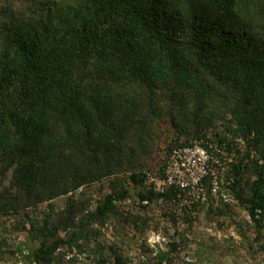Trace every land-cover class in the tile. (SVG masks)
<instances>
[{
  "label": "trees",
  "instance_id": "16d2710c",
  "mask_svg": "<svg viewBox=\"0 0 264 264\" xmlns=\"http://www.w3.org/2000/svg\"><path fill=\"white\" fill-rule=\"evenodd\" d=\"M162 114L183 124L190 140L173 145L157 173L130 172L134 184L147 180L138 207L158 204L176 217L230 206L233 201L210 196L186 205L185 191L153 189L175 148L195 142L222 147L225 136L209 140L203 130L214 116L229 114L228 122L262 153V162H255L243 196L237 180L228 182L240 173L242 160L228 163L220 154L226 166L221 189L247 204L259 243L264 0H0V158L5 168L13 167L0 189V215L66 193L70 179L72 189L107 181L123 162L132 124H151ZM127 195L125 187L105 194L86 219L113 214L115 202ZM72 221L62 214L41 228L42 241L31 256L35 264H49L57 243L44 241ZM108 248L111 264H128ZM102 250L97 243L92 251ZM167 257L160 254V260ZM97 262L106 263L102 255Z\"/></svg>",
  "mask_w": 264,
  "mask_h": 264
},
{
  "label": "rangeland",
  "instance_id": "374dc122",
  "mask_svg": "<svg viewBox=\"0 0 264 264\" xmlns=\"http://www.w3.org/2000/svg\"><path fill=\"white\" fill-rule=\"evenodd\" d=\"M76 73L79 74L78 70ZM229 118V114L214 116L203 130L204 138L217 140L225 136L226 142L218 147L220 154L228 163L235 158L243 162L240 173L231 176L228 182L237 180L246 196L254 178L255 162H262V153L254 149L249 139L240 137L236 124L228 122ZM173 120L176 119L170 114H162L151 124H132L130 136L126 137L129 143L123 162L107 181L72 189L70 179L66 193L42 202L29 201L20 211L1 214L0 264H35L31 256L42 241L41 228L56 222L62 214L70 215L74 224L52 230L44 241L46 245L57 243L49 264H100L97 260L101 255L105 264H111L112 260L107 258L108 246L122 253L128 264H264V220L258 243L247 204L235 196L222 211L202 209L176 217L164 213V208L158 204L148 210L138 207L139 194L147 187V180L134 184L128 179L130 172L157 173L170 148L190 140L189 135L183 133V124H173ZM1 162L0 158V189L8 185L13 170V167L5 168ZM120 187L127 188L128 195L115 202L116 212L100 220L86 219L87 213L94 211L105 194ZM70 202L74 204L73 209L67 213ZM97 243L103 245L101 254L92 251ZM173 243L177 244L174 249ZM164 252L168 257L160 260Z\"/></svg>",
  "mask_w": 264,
  "mask_h": 264
},
{
  "label": "built area",
  "instance_id": "2783aa9c",
  "mask_svg": "<svg viewBox=\"0 0 264 264\" xmlns=\"http://www.w3.org/2000/svg\"><path fill=\"white\" fill-rule=\"evenodd\" d=\"M206 148L195 142L182 145L170 154L162 177L154 179L153 189L163 193L170 188L186 192L182 203L203 202L208 196L216 201H233L231 194L221 189L226 166L220 158V149Z\"/></svg>",
  "mask_w": 264,
  "mask_h": 264
}]
</instances>
